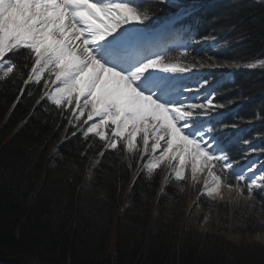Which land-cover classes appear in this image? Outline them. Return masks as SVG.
<instances>
[{
    "label": "snow or ice",
    "instance_id": "snow-or-ice-1",
    "mask_svg": "<svg viewBox=\"0 0 264 264\" xmlns=\"http://www.w3.org/2000/svg\"><path fill=\"white\" fill-rule=\"evenodd\" d=\"M196 11L179 6L169 18L179 41L171 51L138 27L154 15L145 0H0V84L17 85L12 109L25 95L34 99L20 127L42 110L55 131L63 130L54 155L66 142H80L89 177L108 160L131 175L129 192L143 179L158 182V198L169 186L180 192L188 186L197 200L264 213L257 200L258 192L264 198V161L250 159L264 155V147L254 144L257 137H229L239 124L214 119L225 105L205 91L208 80L195 87L176 83L193 69L264 67V59H200L183 42L192 30L184 21ZM215 40L210 35L198 42ZM234 141L245 146L239 159L229 150ZM249 239L264 246V232Z\"/></svg>",
    "mask_w": 264,
    "mask_h": 264
},
{
    "label": "trees",
    "instance_id": "trees-1",
    "mask_svg": "<svg viewBox=\"0 0 264 264\" xmlns=\"http://www.w3.org/2000/svg\"><path fill=\"white\" fill-rule=\"evenodd\" d=\"M145 4L154 14L141 25L146 28L169 20L179 6L195 5L196 16L184 23L191 25V50L200 59L213 57L218 63L235 60L241 64L264 55V3L145 0ZM210 35L216 36V47L201 46L198 41ZM229 69L234 79L217 86L216 101L225 107L214 119L239 124L238 129L229 130L230 138L257 137L264 147V119H253L254 114L264 115V67ZM16 87L0 84V261L264 264V246L258 242L232 241L220 232L203 234L182 227L178 219L183 193L178 188L169 186L158 198V182L141 179L129 192L131 175L108 160L89 177L84 167L87 161L79 160L82 146L76 139L60 146L54 155L51 149L56 148L63 130L55 131L53 120L42 110L20 127L32 111L34 99L25 95L12 109ZM244 147L234 141L229 150L239 159ZM261 158L264 160V155ZM257 200L264 203L259 192ZM201 201L205 202V197ZM154 207L157 215L152 214ZM119 210L115 245L109 250V234ZM232 223L243 231L264 230V213L252 214L244 207L234 212Z\"/></svg>",
    "mask_w": 264,
    "mask_h": 264
},
{
    "label": "rangeland",
    "instance_id": "rangeland-1",
    "mask_svg": "<svg viewBox=\"0 0 264 264\" xmlns=\"http://www.w3.org/2000/svg\"><path fill=\"white\" fill-rule=\"evenodd\" d=\"M259 1V0H256ZM168 22V21H167ZM167 22H164L163 24L159 25L156 28H144L147 34L150 36L152 33L159 34H165L170 33V29L168 27ZM191 38V36H190ZM179 42V41H177ZM176 42V43H177ZM183 42L190 43L191 48L194 46V42L189 39V34L185 33L183 37ZM201 46H211L216 47L215 41H205L199 43ZM257 59H264V55H261L251 61L247 62H241V64H247L252 63ZM230 67H204L199 69H193L190 73H185L183 75H177L176 76V83L178 85H183L184 87H195L197 81L202 82L203 80H208L209 84L205 87V91H214L216 93V88L218 85L222 83L223 80H233L232 71L229 69ZM217 70V71H216ZM203 95V92L201 93ZM215 102L216 96H215ZM218 112L220 113V109H218ZM217 116H214V118ZM218 118V117H217ZM254 144L259 145L258 138L253 140ZM53 150V149H51ZM50 156V152H49ZM48 156V157H49ZM250 159L252 160H260L264 161L261 158V155H253ZM86 174L88 175V172L86 170ZM183 193V208L181 212V216L178 219V222L182 227L195 229L200 233H207V232H220L225 237L232 241H244V242H251L249 237L254 236V234L259 232H264V230H255V231H243L238 228H235L232 223V217L236 210H242L244 207L241 206L239 208H236L235 211L232 210L233 206H229L223 202H211L205 197V202L196 199V193L193 191L190 187L185 186ZM126 194L123 195V198L125 199ZM123 199V200H124ZM243 202H241V205ZM158 210L154 207L152 209V214L157 215ZM119 211L115 214L107 247L108 249H114L115 245V233H116V227H117V218L119 215ZM168 213V211L166 212ZM208 217L207 221H205V217ZM240 237L239 240L236 239V237Z\"/></svg>",
    "mask_w": 264,
    "mask_h": 264
},
{
    "label": "bare ground",
    "instance_id": "bare-ground-1",
    "mask_svg": "<svg viewBox=\"0 0 264 264\" xmlns=\"http://www.w3.org/2000/svg\"><path fill=\"white\" fill-rule=\"evenodd\" d=\"M151 36H154L155 38H157V39H159L162 43H164V44H168L167 42L169 41V42H177L176 41V39H175V37H172L171 39H165L164 38V34H157V33H152V35ZM257 234V233H256ZM256 234H254V236L256 235Z\"/></svg>",
    "mask_w": 264,
    "mask_h": 264
},
{
    "label": "water",
    "instance_id": "water-1",
    "mask_svg": "<svg viewBox=\"0 0 264 264\" xmlns=\"http://www.w3.org/2000/svg\"><path fill=\"white\" fill-rule=\"evenodd\" d=\"M78 187H80V185ZM0 264H13V263H11L9 261H0Z\"/></svg>",
    "mask_w": 264,
    "mask_h": 264
}]
</instances>
